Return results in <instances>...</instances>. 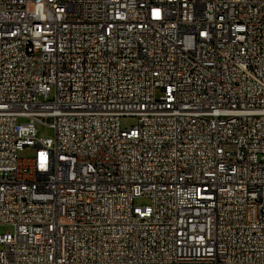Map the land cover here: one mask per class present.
<instances>
[{
  "label": "built area",
  "instance_id": "1",
  "mask_svg": "<svg viewBox=\"0 0 264 264\" xmlns=\"http://www.w3.org/2000/svg\"><path fill=\"white\" fill-rule=\"evenodd\" d=\"M1 226L0 264H264V0H0Z\"/></svg>",
  "mask_w": 264,
  "mask_h": 264
},
{
  "label": "rangeland",
  "instance_id": "2",
  "mask_svg": "<svg viewBox=\"0 0 264 264\" xmlns=\"http://www.w3.org/2000/svg\"><path fill=\"white\" fill-rule=\"evenodd\" d=\"M137 125V119L133 117H123L121 118V128L130 129ZM37 138L40 140L43 139H53L54 131L53 129L45 126H37ZM21 158H31L33 157V152L31 150H26L25 152L20 153ZM137 206H145L148 204L147 199H138L135 203ZM12 232V228L9 226H1L0 234H6Z\"/></svg>",
  "mask_w": 264,
  "mask_h": 264
}]
</instances>
